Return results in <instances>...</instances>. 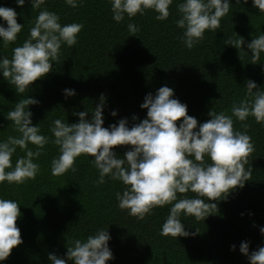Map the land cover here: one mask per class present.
Instances as JSON below:
<instances>
[{
	"label": "trees",
	"instance_id": "trees-1",
	"mask_svg": "<svg viewBox=\"0 0 264 264\" xmlns=\"http://www.w3.org/2000/svg\"><path fill=\"white\" fill-rule=\"evenodd\" d=\"M181 2L174 0L165 21L156 20V13L146 10L143 15L131 19L125 16L117 23L112 19L110 0H81L76 8L64 0H46L39 9H31L28 0L23 6H17L15 0H0V6L13 8L17 23L23 24L15 43L7 47L0 43V56L11 58L12 49L28 38L41 10L55 12L61 24H83L77 44L62 45L58 61L52 63L54 70L34 81L29 92L18 95L0 76V140L19 136L6 116L27 95L38 101L29 105L32 124L50 138L34 160L39 165L35 180L23 185L0 184V198L19 204L21 215L16 225L23 241L0 264H51L49 253L66 258L67 246L74 240L83 241L107 227L114 259L106 264H249L247 256L239 251L241 242H248L249 254L264 246V234L260 232L264 227V125L251 116L243 122L233 118L234 129L246 132L254 146L245 165L250 170L249 180L226 200L212 201L217 204V212L204 221L182 215L185 230L190 233L187 237L160 235L170 205L153 208L143 220L119 209L115 194L122 192L124 185L108 176L103 184H97L99 174L91 157H78L75 172L51 174V161L59 155L58 146L51 143L52 121L78 122L74 113L92 110L101 95L105 97L102 126L107 128L121 118H127L129 127L146 118L147 109L140 104L147 93L155 95L164 85L187 105V114L195 117L198 125L211 118L210 110L231 115L233 103L245 97L248 80L264 90V53L253 64L246 47L264 34V12L254 7L252 0H230L220 28L206 30L204 38L188 49L181 39L184 30L176 26L181 15L176 5ZM0 23L6 27V22ZM129 23L137 26L136 36L128 31ZM241 38L242 49L226 44ZM64 89H74L75 95L66 96ZM113 110L116 116L110 114ZM91 115L88 111L87 118ZM28 147L35 151V146ZM130 147L114 146L113 151L123 158ZM23 155L17 148L13 164ZM186 195L194 197L195 193ZM66 264L72 262L66 260Z\"/></svg>",
	"mask_w": 264,
	"mask_h": 264
},
{
	"label": "clouds",
	"instance_id": "clouds-1",
	"mask_svg": "<svg viewBox=\"0 0 264 264\" xmlns=\"http://www.w3.org/2000/svg\"><path fill=\"white\" fill-rule=\"evenodd\" d=\"M25 2L15 0L17 6H23ZM64 2L76 8L81 0ZM173 2L110 0L112 19L119 23L125 16L131 19L152 10L156 13V20L165 21ZM28 3L31 9H39L46 0H28ZM229 5L230 0H182L177 4L181 15L176 26L184 30L181 37L184 46L192 49L204 38L206 30L219 29L221 18L229 12ZM252 5L264 12V0H252ZM16 17L13 8L0 6V20L6 22V27L0 23V43L4 47L15 43L23 28ZM82 28L80 23L61 24L55 12L39 11L28 38L12 49L11 58L0 56V76L18 95L29 92L34 81L54 70L52 63L58 61L62 45L73 47L77 44ZM127 28L132 35L138 31L131 23ZM243 43L242 38L226 42L237 49H242ZM246 47L251 53V63H257L264 53V34L253 38ZM245 86V97L238 104L233 103L231 115L210 110L208 115L211 118L199 125L195 117L187 114V105L174 97V90L164 85L156 90L155 95L147 93L140 104V108L147 109L146 118L131 127L127 118H121L105 128L102 126L105 97L101 95L100 103L92 110L88 109L92 113L90 119L87 118L88 111H81L74 113L79 117L76 123L69 124L61 119L52 121L49 129L51 143L58 146L59 155L51 161V174L60 176L69 170L75 172L78 157H91L99 174L97 184H103L108 176L124 185L123 191L115 194L119 209L143 220L153 208L170 205L160 235L174 239L187 237L190 233L185 230L182 215L204 221L217 212V204L212 201L226 200L233 190L243 188L249 180L250 170H246L245 165L254 146L246 132L234 129L233 118L243 122L251 116L256 123L264 125V90L251 80ZM63 92L66 96L75 95L74 89H64ZM37 103L27 95L8 111L6 118L19 136L0 140V184L23 185L36 179L39 165L34 160L50 142L39 126L32 124L29 105ZM110 114L117 115L115 110ZM132 120L136 121L137 117L133 115ZM177 121H180L178 125ZM244 127L247 129V124ZM29 144L35 146V151L28 147ZM122 145L131 146L123 158L113 151L114 146ZM17 148L24 155L17 157L13 164L12 157ZM189 192L195 196L188 197ZM178 194L182 198H178ZM18 205L14 200L0 198V261L6 260L11 250L23 242L16 225L21 215ZM107 229H98L83 241L74 240L71 246H67L66 258L49 253V261L51 264H66V260L72 264H106L114 259L108 245L111 236ZM260 232L264 234V227ZM231 247L234 249L235 245ZM239 251L247 256L249 264H264V246L249 254L248 242H241Z\"/></svg>",
	"mask_w": 264,
	"mask_h": 264
}]
</instances>
